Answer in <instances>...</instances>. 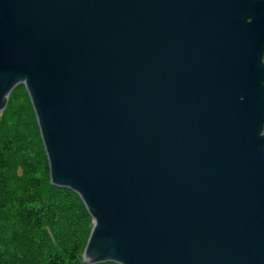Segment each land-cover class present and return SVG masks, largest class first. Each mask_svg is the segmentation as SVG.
Instances as JSON below:
<instances>
[{
	"label": "water",
	"instance_id": "obj_1",
	"mask_svg": "<svg viewBox=\"0 0 264 264\" xmlns=\"http://www.w3.org/2000/svg\"><path fill=\"white\" fill-rule=\"evenodd\" d=\"M19 86L85 264H264V0H0Z\"/></svg>",
	"mask_w": 264,
	"mask_h": 264
},
{
	"label": "trees",
	"instance_id": "obj_2",
	"mask_svg": "<svg viewBox=\"0 0 264 264\" xmlns=\"http://www.w3.org/2000/svg\"><path fill=\"white\" fill-rule=\"evenodd\" d=\"M92 226L79 197L50 184L28 96L17 87L0 114V264H85Z\"/></svg>",
	"mask_w": 264,
	"mask_h": 264
}]
</instances>
